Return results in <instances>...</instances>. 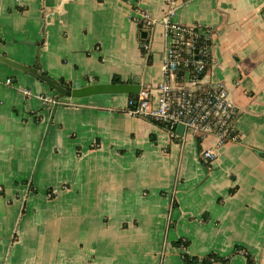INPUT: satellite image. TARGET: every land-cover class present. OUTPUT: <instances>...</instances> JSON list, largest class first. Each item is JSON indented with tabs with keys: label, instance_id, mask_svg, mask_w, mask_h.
I'll return each mask as SVG.
<instances>
[{
	"label": "crops",
	"instance_id": "obj_1",
	"mask_svg": "<svg viewBox=\"0 0 264 264\" xmlns=\"http://www.w3.org/2000/svg\"><path fill=\"white\" fill-rule=\"evenodd\" d=\"M170 7L174 21L211 29L205 81L230 91L238 140L217 147L129 115V94L63 97L45 139L53 105L39 95L58 93L14 63L74 88L156 86L169 38L134 17ZM212 147L210 163L201 151ZM186 254L264 264V0H0V264H188Z\"/></svg>",
	"mask_w": 264,
	"mask_h": 264
},
{
	"label": "built area",
	"instance_id": "obj_2",
	"mask_svg": "<svg viewBox=\"0 0 264 264\" xmlns=\"http://www.w3.org/2000/svg\"><path fill=\"white\" fill-rule=\"evenodd\" d=\"M175 9L170 7L160 18L139 10L134 17L138 25L153 27L162 24L169 38L163 59L164 79L158 85L141 89L129 98L127 113L166 125L171 131L179 125L203 139L215 136L217 147L230 140H238L235 126L239 109L230 91L221 82L208 85L205 81L211 57V29L199 24L184 25L174 21ZM148 48V45H146ZM11 83V79H7ZM26 97L30 89H22ZM51 105L62 99L39 95ZM202 158L212 163L218 157L216 147L201 151Z\"/></svg>",
	"mask_w": 264,
	"mask_h": 264
},
{
	"label": "water",
	"instance_id": "obj_3",
	"mask_svg": "<svg viewBox=\"0 0 264 264\" xmlns=\"http://www.w3.org/2000/svg\"><path fill=\"white\" fill-rule=\"evenodd\" d=\"M147 35V31L142 32V36L145 37ZM15 67L21 69L24 72H27L34 77H36L39 81L47 84L51 90H55L58 94L56 96V100H60L63 97L68 98H84L90 97L93 95L98 94H134L137 95L140 93L142 85L138 83V79L129 80L127 82H108V83H89L82 87H72L69 85H64L58 83L55 79L51 78L50 76L46 75L44 72L40 70L39 64H36L34 67H25L18 63H14ZM62 105L60 102H57L53 105L50 122L47 127V131L45 134V139L48 135L50 130L52 118L55 114L56 108ZM177 131L181 134L184 133V126L181 124L178 126ZM45 142V140H44Z\"/></svg>",
	"mask_w": 264,
	"mask_h": 264
},
{
	"label": "trees",
	"instance_id": "obj_4",
	"mask_svg": "<svg viewBox=\"0 0 264 264\" xmlns=\"http://www.w3.org/2000/svg\"><path fill=\"white\" fill-rule=\"evenodd\" d=\"M140 27L142 26V24L139 25ZM210 62V61H209ZM209 63L207 65V69H208ZM114 83H120L122 82L118 77H115L113 80ZM135 98L136 95L134 94H129V98ZM163 124V123H161ZM185 260L188 264H213L214 261H216V256L215 255H209L208 257L202 259L201 261L199 259H197L196 257H191L188 254L185 255ZM248 264H254V259L251 256H248Z\"/></svg>",
	"mask_w": 264,
	"mask_h": 264
}]
</instances>
